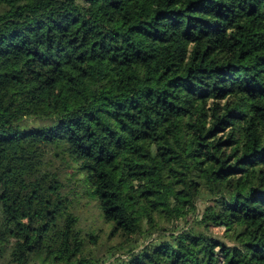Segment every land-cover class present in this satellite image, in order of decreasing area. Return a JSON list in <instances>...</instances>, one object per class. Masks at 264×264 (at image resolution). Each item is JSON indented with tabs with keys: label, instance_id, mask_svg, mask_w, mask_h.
I'll use <instances>...</instances> for the list:
<instances>
[{
	"label": "trees",
	"instance_id": "obj_1",
	"mask_svg": "<svg viewBox=\"0 0 264 264\" xmlns=\"http://www.w3.org/2000/svg\"><path fill=\"white\" fill-rule=\"evenodd\" d=\"M110 259L264 264V0H0V264Z\"/></svg>",
	"mask_w": 264,
	"mask_h": 264
},
{
	"label": "rangeland",
	"instance_id": "obj_2",
	"mask_svg": "<svg viewBox=\"0 0 264 264\" xmlns=\"http://www.w3.org/2000/svg\"><path fill=\"white\" fill-rule=\"evenodd\" d=\"M202 207L201 204H199ZM79 215L81 217V225L85 228L94 226L95 228L104 227L107 228V225L103 222L100 211L97 207V203L94 200L84 199L79 207ZM217 231V230H214ZM113 259H110L109 262L105 264H110Z\"/></svg>",
	"mask_w": 264,
	"mask_h": 264
}]
</instances>
